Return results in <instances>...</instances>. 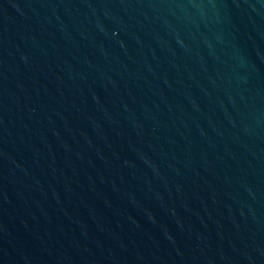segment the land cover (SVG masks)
I'll return each mask as SVG.
<instances>
[{
  "label": "water",
  "instance_id": "95a60500",
  "mask_svg": "<svg viewBox=\"0 0 264 264\" xmlns=\"http://www.w3.org/2000/svg\"><path fill=\"white\" fill-rule=\"evenodd\" d=\"M0 264H264V0H0Z\"/></svg>",
  "mask_w": 264,
  "mask_h": 264
}]
</instances>
